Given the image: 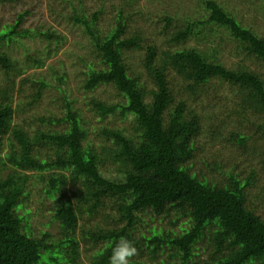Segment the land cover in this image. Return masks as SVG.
Instances as JSON below:
<instances>
[{"label":"trees","instance_id":"obj_1","mask_svg":"<svg viewBox=\"0 0 264 264\" xmlns=\"http://www.w3.org/2000/svg\"><path fill=\"white\" fill-rule=\"evenodd\" d=\"M58 1L69 5L71 11L64 20L81 28L99 58L100 69L87 65L84 88L92 91L100 85L111 86L122 99L115 104L92 101L99 120L120 113L132 119L134 132L126 135L122 129L105 128L99 131L102 144L96 150L87 140L84 121L66 98L64 118L38 121L53 124L68 119L67 130L29 131L12 124L13 78L29 67L43 68L65 40L52 30L28 26L31 7L15 10L13 21L0 27V71L5 78V84L0 85V264H39L45 259L54 263L52 255L62 245L66 246V261L72 264L80 259V244L94 252L89 264H109L120 238L133 242L137 249L138 258L131 264H144L138 261L143 255L155 260L165 246L172 248L173 256L178 255L184 264L191 260L192 246L204 227L214 221L223 227L215 239L217 247L221 249L223 241L231 239V248L237 249L204 264L264 260V221L247 206L246 189L252 185L255 172L244 180L225 172L224 181L217 183L201 180L182 168L192 157L190 143L201 126L194 111L185 112L184 99L174 104L166 79L171 69L183 81L193 82L185 90L194 96L198 86L218 80L234 88L236 104L243 114L264 115V80L258 74L240 65L226 68L205 52L185 46L192 36L201 35L198 28L214 25L237 43L240 54L264 63V37L242 26L216 1L202 0L205 21L174 28L163 42L166 48L145 44L144 80L128 65L126 56V52L142 48V39L138 33L129 36L126 23L136 13L133 9L138 0H120L118 8L111 7L114 17L105 32L100 31L98 22L107 0L89 15L84 0ZM8 3L13 1L0 0V5ZM162 18L167 29L173 17L166 14ZM27 38L43 41L44 51L37 57L26 53L21 67L20 61L11 57L10 45ZM148 80L153 87L148 86ZM33 88L23 102L25 107H32L48 85L39 80ZM104 157L119 165L118 179L102 173ZM219 169L216 166L213 170ZM35 183L41 185L40 199L43 196L52 203V222L62 233L56 242L47 243L50 236L45 232L41 238L31 236L23 224L20 210L30 207ZM67 191H71L70 196ZM39 211L36 207L34 213L41 215ZM94 217H99L101 226L95 224L89 230L87 221ZM143 217L157 220V224L142 233L146 225Z\"/></svg>","mask_w":264,"mask_h":264},{"label":"rangeland","instance_id":"obj_2","mask_svg":"<svg viewBox=\"0 0 264 264\" xmlns=\"http://www.w3.org/2000/svg\"><path fill=\"white\" fill-rule=\"evenodd\" d=\"M12 4L0 5V27L4 28L6 23L13 21L15 10L20 7H31L33 13L27 20L31 28L52 30L64 36L65 40L56 55L49 57L41 69L27 68L14 80L12 95V124L18 125L25 130L33 131L42 129L44 131L61 132L67 130L69 120L61 123H41L38 118L49 120L50 118L62 119L65 116V102L71 104L72 110L76 111L85 124L87 140L96 150L102 144L99 131L105 128L122 129L126 135H132L134 122L131 118L125 119L120 113L108 116L99 120V113L90 103L101 100L108 104L122 102L111 86L100 85L94 90L84 88L86 80L87 65L99 68V58L89 45L87 37L80 27L71 25L64 20L71 9L68 4L58 0H12ZM103 0H84V9L89 15L97 10ZM105 1V0H104ZM242 26L253 30L258 36L264 37V0H214ZM74 2V0H73ZM120 0H107L104 14L98 22L100 31L108 30L110 19L114 17L113 9L119 7ZM202 0H138L134 6V12L127 19V33H138L142 39V48L126 52L128 65L133 71H138L144 80H147L142 65L145 56V44H154L159 49L166 46L163 44L168 34L174 28H183L188 22L205 21L206 12L201 8ZM118 5V6H117ZM50 8V9H49ZM173 17L171 25L164 27L163 16ZM196 25H194L195 27ZM201 35L192 36L186 41L185 46L196 48L205 52L214 62L222 64L226 68L235 69L239 65L247 67L250 71L258 74L264 80V63L247 58L240 54L237 43L229 37L225 30L214 25H204L198 28ZM44 51V42L39 38H27L21 40L20 44L10 45L12 58L22 62L26 53L31 56L40 55ZM64 80L60 82V78ZM168 87L175 99L174 104L180 99L186 101L185 112H195V116L201 131L199 135L191 140L190 148L192 157L182 164V168L191 174L197 175L199 179L208 182H222L225 179V172L234 174L244 180L254 171L255 177L247 191V206L255 215L264 221V115L243 114L236 104V92L234 88L218 80H211L207 84L197 88V95H190L185 90L187 84L171 69L166 72ZM42 80L47 83L48 88L41 92V97L32 107H25L23 103L35 90L34 85ZM5 78L0 71V85L5 84ZM148 86L153 85L148 80ZM19 107V108H18ZM190 114V113H189ZM243 114V115H242ZM238 139H243L242 144ZM104 142V141H103ZM110 146L109 142H104ZM219 166L220 169H213ZM119 165L110 159L103 158L101 171L108 178H119ZM41 185L35 183L31 187L33 195L30 207L22 208L20 215L26 229H29L31 236L41 238L43 233L50 236L49 241L56 242L61 238V230L58 224H53L52 203L47 199H40ZM67 196L71 191L66 192ZM72 201H74L72 199ZM40 208V214H35V208ZM109 212V210H107ZM85 217L82 214V219ZM145 224L141 232L151 224H157V220L150 221L149 217H143ZM79 218V225L83 220ZM91 230L95 224L100 225L99 217L87 221ZM165 226L164 224H162ZM101 226V225H100ZM166 227V226H165ZM169 228V227H167ZM178 229V228H173ZM223 231L219 221L207 224L200 236V239L192 246L191 260L184 264H204L218 259L223 253L233 252L237 247L231 248V239L223 241L221 249L217 247L215 239ZM79 232V230H77ZM55 247L59 245L54 244ZM65 245L57 248L56 254L52 256L56 262L48 259L39 264H69L66 261ZM89 247V246H88ZM80 244V259L72 264H89L93 251ZM219 250V251H218ZM172 253V256H170ZM174 255L172 248L165 246L155 260H149L143 255L138 261L144 264H181L180 257ZM172 257V258H171ZM137 255L132 258L136 261ZM245 264H264L262 259H251Z\"/></svg>","mask_w":264,"mask_h":264},{"label":"clouds","instance_id":"obj_3","mask_svg":"<svg viewBox=\"0 0 264 264\" xmlns=\"http://www.w3.org/2000/svg\"><path fill=\"white\" fill-rule=\"evenodd\" d=\"M137 254L133 242L126 238H120L113 249L109 264H131L132 258Z\"/></svg>","mask_w":264,"mask_h":264}]
</instances>
